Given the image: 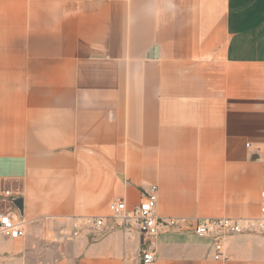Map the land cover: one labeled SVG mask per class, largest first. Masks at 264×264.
<instances>
[{"label": "crops", "instance_id": "obj_1", "mask_svg": "<svg viewBox=\"0 0 264 264\" xmlns=\"http://www.w3.org/2000/svg\"><path fill=\"white\" fill-rule=\"evenodd\" d=\"M263 158L264 0H0V189L26 231L0 264H141L111 217L69 233L154 184L180 223L148 264H264V235L217 260L190 223L258 216Z\"/></svg>", "mask_w": 264, "mask_h": 264}, {"label": "built area", "instance_id": "obj_2", "mask_svg": "<svg viewBox=\"0 0 264 264\" xmlns=\"http://www.w3.org/2000/svg\"><path fill=\"white\" fill-rule=\"evenodd\" d=\"M251 144H247L249 147ZM264 164V158L262 159ZM7 206L0 210V234L9 238H20L26 231L24 219L19 210L11 202L14 198L9 190H1ZM261 206L256 217H209L194 218L190 223L194 224V231L201 237H207L213 241L214 259L226 260V242L229 237L239 233H253L264 235V190L261 192ZM158 185L154 184L143 195L142 200L133 206H129L123 199L112 202L109 205L110 215H84L74 218L70 238H79L89 234H98L107 223V217L115 222V227L122 232L124 237L131 238L134 233H139L142 238L140 254L141 264H148L156 260L153 249V240L163 232L180 222L175 218H165L157 214Z\"/></svg>", "mask_w": 264, "mask_h": 264}, {"label": "water", "instance_id": "obj_3", "mask_svg": "<svg viewBox=\"0 0 264 264\" xmlns=\"http://www.w3.org/2000/svg\"><path fill=\"white\" fill-rule=\"evenodd\" d=\"M11 202L14 206L19 210L20 215H23V198L22 197H14L11 199Z\"/></svg>", "mask_w": 264, "mask_h": 264}]
</instances>
